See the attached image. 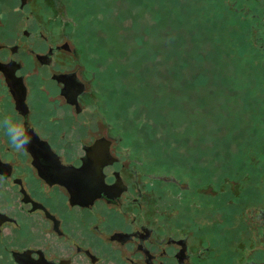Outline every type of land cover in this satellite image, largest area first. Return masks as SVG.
<instances>
[{
	"label": "flooded vegetation",
	"instance_id": "1",
	"mask_svg": "<svg viewBox=\"0 0 264 264\" xmlns=\"http://www.w3.org/2000/svg\"><path fill=\"white\" fill-rule=\"evenodd\" d=\"M69 3L0 0V264H235L264 215V174L242 194L232 178L230 205L213 192L207 209L205 198H188L202 195L189 190L192 179L139 169L100 110L94 52L74 34ZM250 8L251 42L264 58L254 0ZM5 120L30 137L24 149ZM157 180L173 187L168 200L155 193ZM181 194L203 208L197 219L171 212ZM152 199L162 205L153 214Z\"/></svg>",
	"mask_w": 264,
	"mask_h": 264
},
{
	"label": "rangeland",
	"instance_id": "2",
	"mask_svg": "<svg viewBox=\"0 0 264 264\" xmlns=\"http://www.w3.org/2000/svg\"><path fill=\"white\" fill-rule=\"evenodd\" d=\"M69 2L63 16L94 52L100 110L106 106L112 132L138 154L139 169L192 179L189 190L202 195L188 198L198 205L205 198L207 209L213 192L224 191L221 201L230 205L232 178L240 194L258 181L264 157L257 164L250 158L264 150V58L250 38V0ZM211 179L221 185L209 189ZM157 181L155 193L168 200L173 187ZM183 197L171 198V212L197 219L203 208ZM149 204L152 214L162 208L153 199Z\"/></svg>",
	"mask_w": 264,
	"mask_h": 264
},
{
	"label": "water",
	"instance_id": "3",
	"mask_svg": "<svg viewBox=\"0 0 264 264\" xmlns=\"http://www.w3.org/2000/svg\"><path fill=\"white\" fill-rule=\"evenodd\" d=\"M254 3L264 35V0ZM235 264H264V215Z\"/></svg>",
	"mask_w": 264,
	"mask_h": 264
},
{
	"label": "clouds",
	"instance_id": "4",
	"mask_svg": "<svg viewBox=\"0 0 264 264\" xmlns=\"http://www.w3.org/2000/svg\"><path fill=\"white\" fill-rule=\"evenodd\" d=\"M5 125H7V131L11 138L13 145L18 149H24L25 146L30 142V137L27 135H22L21 131L13 127L9 121L5 120Z\"/></svg>",
	"mask_w": 264,
	"mask_h": 264
}]
</instances>
